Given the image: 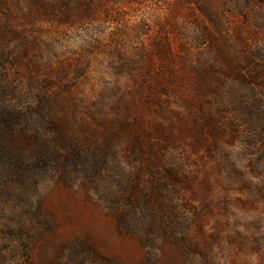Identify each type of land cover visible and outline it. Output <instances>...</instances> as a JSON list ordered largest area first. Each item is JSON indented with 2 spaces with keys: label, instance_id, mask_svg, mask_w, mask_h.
Returning <instances> with one entry per match:
<instances>
[{
  "label": "rangeland",
  "instance_id": "obj_1",
  "mask_svg": "<svg viewBox=\"0 0 264 264\" xmlns=\"http://www.w3.org/2000/svg\"><path fill=\"white\" fill-rule=\"evenodd\" d=\"M0 264H264V0H0Z\"/></svg>",
  "mask_w": 264,
  "mask_h": 264
},
{
  "label": "trees",
  "instance_id": "obj_2",
  "mask_svg": "<svg viewBox=\"0 0 264 264\" xmlns=\"http://www.w3.org/2000/svg\"><path fill=\"white\" fill-rule=\"evenodd\" d=\"M5 165H1L2 168L6 169V171L8 172V175H7V179L6 182L5 181H2V184L5 185V183H7V187L9 184H12V182H14V180L21 176L22 172L24 170H26V168L28 167V163L24 162L22 164H18L14 159L12 158H7L6 161H4ZM26 165V168H24ZM30 165V163H29ZM6 187V185H5ZM24 253H21V254H25V251H22Z\"/></svg>",
  "mask_w": 264,
  "mask_h": 264
}]
</instances>
